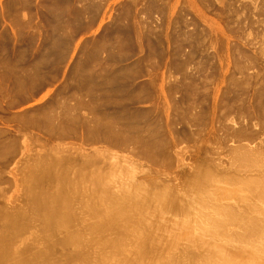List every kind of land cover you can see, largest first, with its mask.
<instances>
[{
  "label": "rangeland",
  "instance_id": "374dc122",
  "mask_svg": "<svg viewBox=\"0 0 264 264\" xmlns=\"http://www.w3.org/2000/svg\"><path fill=\"white\" fill-rule=\"evenodd\" d=\"M118 33L122 37L121 41L116 37ZM263 86L264 0H0V239H6V242L0 243V246L4 244L3 248L0 247L3 251L0 264H23L26 260L27 264H63L68 257L66 264H77L79 260L78 264L86 261L85 264H121L123 259H133L135 264H159L172 253L173 247L175 264H207L210 260L214 261L215 253L208 254L206 250L197 247L198 243L188 241L181 225L190 221L191 226H196L194 224L198 223L201 210L209 214V217L213 214L214 217H221L224 205L235 207L237 213L251 203L257 206V211L264 210V201L254 199L253 203L247 198L249 192L246 185L262 178L263 173L256 166H240L235 161L237 152H234L245 147L253 153L261 151V155H257L262 157L263 162ZM138 88H141L140 91ZM117 98L119 100H115ZM38 155L41 161L44 158H48V161L41 162ZM49 161L53 165L57 163L56 167L52 168ZM34 162L36 165L47 164L46 167L51 165V171H48L51 173L47 176L52 174L54 177L50 176L52 180L47 177L50 182L46 183L42 180L44 177H39L43 169L41 166L40 171L36 166L37 175L33 173L42 183L45 182L43 185L46 187L43 188L48 186L46 190H50L47 191L49 196H53L51 192L57 193L60 190L56 188L59 185L65 190L63 193H71L69 197V193L63 196L58 193L61 198L65 195L69 198V206L66 204L68 207L65 208L71 209L73 206L71 210L63 209V202L67 203L66 197L65 201H59L63 207L58 203L61 213L67 210L69 218L73 216V221L67 224L69 227L73 222V228L70 226L66 229L65 226L67 233L60 230L64 225L60 228L56 226L59 224L57 220L54 229L51 227L55 233L51 237L49 226L55 221L48 226L41 217L43 211L36 209L39 197L35 196L43 195L46 191L41 188L43 192L36 191L38 194H35L37 187L31 189L36 202L30 195L31 191H28L30 181L27 176L30 170L34 172L30 169ZM87 174L90 175L91 183H88ZM202 174H210L214 181L206 182L208 185L210 183L209 188L203 184L199 190H192L196 187L194 183L203 179ZM106 180L112 187L110 192H113L114 197L117 193V196H128L136 192L134 189L144 185L142 188L148 189V192L155 190L156 194H165L166 197L170 196L169 200L173 198L177 201L174 203L176 211L172 201L169 202L166 197L163 204V200L159 199L160 203L156 201L159 195L155 196V192L152 194L154 197L151 193L149 196L142 192L146 197L141 195L139 201L146 198L141 202L146 210L144 208L142 213L141 209L137 214L142 220L139 225L136 221L135 224L129 222L133 225H130L133 233L123 221L119 225L125 229V224L130 236L127 229L118 226L115 228L118 231L122 229L127 235L123 233L122 236L123 231L118 233L114 227L107 230L104 227L108 223L105 212L107 208L102 211L104 206L107 207L104 200L107 197L101 198L104 194H99ZM97 182H102L103 186L100 184L97 188ZM82 184H86L84 189ZM77 188L81 191L78 192ZM85 188L89 189L85 191L86 194L83 193ZM93 189H100V192ZM141 190L136 192L137 197ZM48 195L46 197L50 199ZM148 196L150 201H147ZM189 202L190 206L187 207L185 204ZM165 206L170 210L173 206L174 211ZM185 206L193 212L188 211L192 213L191 217L187 214L188 209H184ZM69 211L73 215L70 216ZM101 211L106 220L99 218ZM8 214L14 220L13 230L7 223L11 219L6 221ZM148 220H151L149 222L154 227L158 226L156 230L150 228L152 223L148 226ZM102 221L106 222L105 225ZM99 223L104 225V228L99 225L102 231L97 226ZM70 228L74 232L78 231V235L72 233ZM149 228L155 230L154 235L152 231L149 232ZM96 229H99L98 232ZM238 229L236 222L227 221L224 238L228 241L239 240L240 237L232 235ZM105 230L108 232L100 236ZM117 233L120 235L116 236ZM150 233L152 238L148 236ZM72 235L75 238L77 236L76 240L82 245L78 242V246L74 245V238H69ZM155 235L160 236L161 240H156ZM64 237L72 240L73 245ZM143 237L149 241L154 237L156 241H150L152 248L148 246L149 241L146 243L147 238ZM254 237L257 243L264 245V234ZM143 239L146 240L145 245H142ZM62 240L68 243L63 244ZM205 241L211 240L208 238ZM103 242L106 244H101ZM113 242H116V246ZM85 243L87 245L83 246ZM74 246L81 247L76 249ZM145 247H149V250ZM123 248L131 252L127 253ZM45 250L51 254H46ZM77 250L81 253H78L79 257L76 255L79 252ZM39 251L44 253L39 254ZM84 254L90 256L89 260L84 258ZM258 263L264 264L263 261Z\"/></svg>",
  "mask_w": 264,
  "mask_h": 264
},
{
  "label": "bare ground",
  "instance_id": "6f19581e",
  "mask_svg": "<svg viewBox=\"0 0 264 264\" xmlns=\"http://www.w3.org/2000/svg\"><path fill=\"white\" fill-rule=\"evenodd\" d=\"M252 22V21H251ZM252 24V23H251ZM237 27H239V26H237ZM240 29V28H239ZM129 30V29H128ZM241 30V29H240ZM121 32V31H120ZM129 32H130V30H129ZM136 33H138V32H136ZM143 33V32H142ZM120 33H118V35H119ZM127 34V33H126ZM135 34V33H134ZM118 35H116V37L118 38V39H120V41H121V39H122V37H121V35H119V37H121V38H119L118 37ZM150 35V34H149ZM129 36V35H128ZM151 37H152V35H151ZM130 38V37H129ZM139 38V37H138ZM145 38V37H144ZM133 39V38H132ZM150 39H152V38H150ZM117 40V39H116ZM119 41V40H118ZM120 41H119V43H120ZM125 41V40H124ZM127 41V40H126ZM137 41H138V39H137ZM117 42V41H116ZM140 42V41H139ZM118 43V44H119ZM147 43V42H146ZM148 45V44H147ZM153 45V44H152ZM158 49V48H157ZM162 49V48H161ZM151 50V49H150ZM148 51V50H147ZM153 51V50H152ZM159 51V50H158ZM241 51V50H240ZM151 54V53H150ZM243 54V53H242ZM181 55V54H180ZM156 56V55H155ZM163 56V55H162ZM246 58H247V56H246ZM244 59H245V57H244ZM177 61V60H176ZM248 61V60H247ZM148 62H149V59H148ZM151 62V61H150ZM186 62V61H185ZM247 63V62H246ZM140 64V63H139ZM149 64V63H148ZM152 64V63H151ZM243 64V63H242ZM142 65V64H141ZM178 65V64H177ZM151 66V65H150ZM237 66V65H236ZM243 66V65H242ZM238 67V66H237ZM240 69V68H239ZM248 69V68H247ZM137 70V69H136ZM147 70V69H146ZM145 70V71H146ZM241 70V69H240ZM139 72V71H138ZM240 72V71H239ZM242 72V71H241ZM120 73V72H119ZM134 73V72H133ZM233 74V73H232ZM122 75V74H121ZM129 75V74H128ZM134 75H135V73H134ZM243 75V74H242ZM246 75V74H245ZM125 77V76H124ZM128 77V76H127ZM134 77V76H133ZM231 78H232V75H231ZM116 79V78H115ZM128 79V78H127ZM234 79V78H233ZM238 84V83H237ZM240 84H242V83H240ZM239 84V85H240ZM248 84V83H247ZM134 85V84H133ZM133 85H132V87H133ZM151 86V85H150ZM131 87V88H132ZM264 87V86H263ZM88 88H89V86H88ZM92 88H94V86H92ZM92 88H91V90H92ZM128 88V87H127ZM137 88V87H136ZM238 88V87H237ZM109 89V88H108ZM139 89H141V88H138V90ZM235 89V88H234ZM238 89H240V87L238 88ZM90 90V91H91ZM137 90V89H136ZM95 91V90H94ZM140 91V90H139ZM232 91V90H231ZM237 91V90H236ZM240 91V90H239ZM261 92H263V91H261ZM139 93V92H138ZM237 95V94H236ZM240 95V94H239ZM257 95V94H256ZM109 96V95H108ZM138 96V95H137ZM245 96H246V94H245ZM249 96V95H248ZM247 96V97H248ZM263 96V95H262ZM257 97V96H256ZM258 97H259V95H258ZM110 98H114V97H110ZM136 98V97H135ZM109 100V99H108ZM112 100V99H111ZM111 100H109V101H111ZM115 100H119L118 98L117 99H115ZM130 100H131V98H130ZM108 101V102H109ZM124 101V100H123ZM246 101V100H245ZM256 101H257V99H256ZM113 102H115L114 100H113ZM258 102V101H257ZM260 102H262V101H260ZM105 104H106V102H104ZM110 103V102H109ZM248 103V102H247ZM118 104H119V102H118ZM241 104V103H240ZM259 106H262V105H260L259 103H257ZM107 105V104H106ZM253 105V104H252ZM264 105V104H263ZM109 106V105H108ZM114 106V105H113ZM255 106V105H254ZM257 106V105H256ZM251 107V106H250ZM264 107V106H263ZM262 108V107H261ZM258 109V108H257ZM258 110H261V109H258ZM244 111V110H243ZM245 112V111H244ZM249 112V111H248ZM264 112V111H263ZM262 112V113H263ZM259 114V113H258ZM264 120V119H263ZM264 123V122H263ZM108 124V123H107ZM221 124V123H220ZM106 127L108 126V125H105ZM246 126V125H245ZM247 129V128H246ZM109 130H110V128H109ZM112 130V129H111ZM247 131V130H246ZM112 132V131H111ZM242 132V131H241ZM113 136V135H112ZM116 136V135H115ZM238 137V136H237ZM114 138V137H113ZM128 139V138H127ZM132 139V138H131ZM125 141V140H124ZM132 141H134V139H132ZM136 142V141H135ZM141 143V142H140ZM136 144H137V142H136ZM149 145V144H148ZM144 146V145H143ZM245 146V145H244ZM243 145H242V147H244ZM239 147V146H238ZM241 147V146H240ZM234 148V147H233ZM232 148V149H233ZM235 148H237L236 146H235ZM246 148V147H245ZM245 148H242V149H238L237 151H234L235 153L237 152V156H235V161L237 162L238 161V163L240 164V166H248V168L249 167H255V168H258L262 173H263V177L262 178H259V179H257V180H252L250 183H248V184H246L247 185V191L249 192V196H247V198H250V200L252 201V200H254V199H256V200H259V201H264V158H263V162H261L262 161V157H260L259 155H261V151L260 152H256V153H253L252 151H250V150H247V149H245ZM147 149V148H146ZM248 149H249V147H248ZM255 149H257V148H255ZM260 149V148H259ZM152 150H153V148H152ZM151 150V151H152ZM235 150V149H234ZM143 151H144V149H143ZM147 151V150H146ZM150 151V150H149ZM263 153H264V151H262ZM55 153V152H54ZM146 153V152H145ZM148 153V152H147ZM257 153L259 154V155H257ZM149 154H151V153H149ZM263 155V154H262ZM39 156V155H38ZM57 157H58V154H57ZM60 157V156H59ZM32 158V157H31ZM42 159V158H41ZM41 159H40V156L38 157V160H40L41 161ZM47 160H45V158L43 159L44 161H48V158H46ZM49 159H51V156L49 157ZM31 160V159H30ZM37 160V161H38ZM42 160V161H43ZM53 160V159H52ZM41 161V162H42ZM51 161V160H50ZM49 161V163H51ZM56 161H57V159H56ZM36 162V161H35ZM34 162V163H35ZM39 163V162H38ZM46 163H48V162H46ZM55 163V162H54ZM57 163H55V165H56ZM34 166V168H32L33 166ZM32 165H30V166H32V167H30V169H32L34 172H32L31 170H30V172L33 174V173H37L38 174V170L40 171L41 170V168H43L42 169V173L40 172L38 175H39V177L40 178H45V176H46V178L49 176H47V174H50V173H48V171H51V169H50V166L53 168V166L54 167H56L55 165H53V163H51V165L47 168L46 167V165L47 164H44L43 165V163H42V165H40V163H39V165H36V163L35 164H32ZM236 165H237V163H236ZM39 168H37V167ZM40 166H41V168H40ZM44 166V167H43ZM242 166V167H243ZM47 168V170H46V168ZM44 168H45V170H44ZM214 168V167H213ZM35 169H38V170H35ZM49 169V170H48ZM198 169H200V168H198ZM57 170V169H56ZM206 170V169H205ZM216 170V169H215ZM26 171V170H25ZM37 171V172H36ZM53 171V170H52ZM203 171V170H202ZM209 171V170H208ZM247 171V170H246ZM245 171V172H246ZM30 172H28V175L30 176V175H32ZM54 172H55V170H54ZM57 172V171H56ZM58 172H60V171H58ZM63 172H64V170H63ZM199 172V171H198ZM237 172V171H236ZM259 172V171H258ZM30 173V174H29ZM210 173H211V171H210ZM257 173V172H256ZM35 174H33L31 177H29V176H27L29 179V181H30V183H29V181H28V185L27 186H29V188H28V191H29V193H30V191H31V193H33L32 192V190L31 189H33V188H36L37 187V189L39 188V190L42 188V189H44L46 192H43V190L41 189L40 191L39 190H37V189H35V194H38V193H36V191L37 192H39V193H42L43 192V195H45V196H43L42 194H39V195H36L35 196V198L38 196L39 198H37V202L35 201L36 199L35 198H33L34 196L33 195H35L34 193L33 194H31L30 193V195H31V197L33 198V200L36 202V205H37V207H36V209L38 210V211H40V210H42L43 211V215L41 216L43 219H44V221L46 222V224H48V226H49V224L51 225V223L52 222H54L51 226H49L50 227V229H51V227H52V229H54L53 228V225L56 223V221L58 220L59 221V224H56V226H58L59 228H60V226L61 225H64V226H61V229L60 230H63V231H65V233H67V231L65 230V226L67 227L68 225L67 224H69V222L72 220L73 221V216L72 217H70V218H72V219H70L69 218V216H68V213H67V210H71L72 208H73V206H71L72 208L71 209H67V208H65L67 205H68V203H69V198H67V196L65 195L64 196V198L62 197L61 198V195L63 196L64 195V193L66 194L67 193V191L66 192H62V191H65V190H63L62 188H61V186L59 185V187H56V188H58V189H60L59 191H61V192H59V191H57V193L55 192H51V193H53L52 195L53 196H51V198L50 199H48L47 197H46V195H48V193H47V191H50V190H46V189H48V186H47V188L45 189V188H43V183L45 184V182L47 183V182H50V180H52L51 179V177L50 176H52V177H54L52 174L49 176V178H50V180H48L49 178H43L42 180L44 181L45 180V182H41L40 181V178H38L37 176H34ZM36 174V175H37ZM40 174H42L43 176H41ZM44 174H46V175H44ZM56 174V173H55ZM60 174H62V173H60ZM59 174V175H60ZM78 174V173H77ZM197 174V173H196ZM195 174V175H196ZM200 174V173H199ZM203 174H205V173H203ZM202 174V175H203ZM239 174V173H238ZM79 175V174H78ZM81 175V174H80ZM83 175V174H82ZM88 176V178L90 177V175L89 174H87ZM201 175V176H202ZM214 175V174H213ZM216 175H218V174H216ZM248 175V174H247ZM256 175V174H255ZM255 175H253V176H255ZM71 176V175H70ZM85 176V175H84ZM95 176V175H94ZM94 176H92V178L94 177ZM205 176V177H204ZM215 176V175H214ZM218 176H220V174L218 175ZM233 176V175H232ZM86 177V176H85ZM200 177V176H199ZM251 177H252V174H251ZM256 177H261V176H256ZM26 178V177H25ZM59 178V177H58ZM87 178V179H88ZM104 178V177H103ZM102 178V179H103ZM202 178V177H201ZM222 178V177H221ZM221 178H219V179H221ZM68 179V178H67ZM83 179V178H82ZM96 179V178H95ZM100 179V178H99ZM105 179V178H104ZM107 179V178H106ZM197 179H199V178H196V180ZM233 179V178H232ZM231 179V180H232ZM22 180V179H21ZM54 180H55V178H54ZM53 180V182H55ZM69 180V179H68ZM79 180V179H78ZM89 180V182L88 183H91V180H90V178L88 179ZM98 180V179H97ZM108 181L110 180V179H107ZM106 180V183L108 182ZM210 180L212 181H214V179H211V176H210V174L209 175H203V179L202 180H197L196 181V183H194V184H196V187L194 188V189H192V190H199L202 186H203V184H205L206 185V187H207V185H208V183H206V182H210ZM229 180V182H231L230 181V179H228ZM42 183V186H40L41 185V183ZM56 181L58 182V180L56 179ZM62 180L60 179V182H61ZM67 181V180H66ZM65 181V182H66ZM84 181V180H83ZM101 181V180H100ZM104 181V180H103ZM194 181V180H193ZM25 183H27L26 182V179H25V181H24ZM39 184H38V183ZM52 182V183H53ZM65 182H63V183H65ZM80 182V181H79ZM82 182V181H81ZM94 182V181H93ZM98 182H99V180H98ZM95 183V185L96 184H98V187L97 188H99V185L102 183V182H100V183ZM113 182V181H112ZM205 182V183H204ZM236 182V181H235ZM235 182H234V184H235ZM62 183V182H61ZM60 183V184H61ZM68 183V182H67ZM67 183H65V184H67ZM83 183V182H82ZM106 183H103V184H105L106 185ZM115 182H113V184H114ZM129 183V182H128ZM233 183V182H232ZM38 184V185H37ZM54 184V183H53ZM79 184V183H78ZM93 184V183H92ZM103 184H101V186H103ZM193 184V185H194ZM231 184V183H230ZM47 185V184H46ZM57 185H58V183H57ZM69 185H72V184H69ZM77 185V184H76ZM95 185L93 186V185H91L90 184V186L92 187H95ZM104 185V186H105ZM107 185H108V183H107ZM107 185L104 187H102V189H103V191H107V192H109L110 194V196L109 195H107L108 193L107 192H103L102 191V189H101V193H99L100 192V189L98 190V191H95L94 189V191L95 192H97V193H99V194H104L105 195V193H106V196H104V195H102L101 196V198H104V197H107V198H104V200L106 201V204H107V207L106 206H104L105 208H104V210H102L103 212L105 211V209L107 208V210L105 211L106 212V219H107V221L106 222H108L107 224L109 225V226H106L105 225V223H104V221H102V223H104V227H106L105 229H107L108 230V228L110 227H116V226H118L119 228L121 227L122 228V226H120V225H122L123 223H127V226L130 228L129 230L131 231L132 229H133V227H131V226H133V225H131V224H129V222H132V223H134L135 221H136V223L138 222V224L137 225H139V222H142V220H140V218L138 217V215H139V213H140V210L142 211V213H143V209L145 208L144 206L145 205H141V202L143 201H145L146 200V198H144L143 200L141 199V202L139 201L140 200V198H141V195L143 196V194L144 193H146L147 195L149 194V193H151V195L152 194H154V192H155V190L153 191V192H151V191H149L148 192V189L147 190H145V188H142V187H144V185L142 186V187H139V189H134V190H136V192H138V190H140V189H144V191H142L141 190V192L139 193V195L140 196H138L137 197V193L136 192H134V190H133V188H132V191L134 192V193H136V195L134 194V193H131V194H129V193H127V194H129V195H131V196H125L124 194H123V196L121 195V196H117V195H119L118 193L117 194H115V197H114V194H113V192L111 193L110 192V185H108L109 187H107ZM111 185H112V183H111ZM209 185H210V183H209ZM209 185H208V188H209ZM26 186V185H25ZM26 186V187H27ZM53 186H55V185H53ZM85 187H86V184L84 185ZM84 186H83V184H82V187H83V189H84ZM97 186V185H96ZM137 186V185H136ZM136 186H135V188H136ZM139 186H141L140 184H139ZM150 186V185H149ZM148 186V187H149ZM186 186V185H185ZM192 186V185H191ZM44 187H46V186H44ZM62 187H66V186H62ZM76 187V186H75ZM80 187H81V185H80ZM80 187H78V188H80ZM127 187H129V185H127ZM130 187H131V185H130ZM187 187V186H186ZM55 187H54V191H56L55 189H56ZM67 188V187H66ZM72 188V187H71ZM78 188H77V190H78ZM109 188V190H107ZM112 188V187H111ZM123 188V187H122ZM138 188V187H137ZM152 188V187H151ZM188 188V187H187ZM204 188V187H203ZM207 188V189H208ZM25 189V188H24ZM52 189V188H51ZM57 189V190H58ZM92 189V188H91ZM150 189V188H149ZM157 189V188H156ZM190 189V188H189ZM243 189H245V188H243ZM27 190V189H26ZM34 190V189H33ZM68 190V189H67ZM74 191H75V188L73 189ZM72 190V191H73ZM80 190V189H79ZM79 190H78V192H79ZM89 190V189H88ZM88 190H86V188H85V190H84V194H86V192L88 191ZM123 190V192L125 191V189H122ZM150 190H152V189H150ZM202 190H204V189H202ZM42 191V192H41ZM70 191V190H69ZM71 191V192H72ZM74 191H73V193H74ZM81 191V190H80ZM86 191V192H85ZM114 191V190H113ZM127 191H131V189L129 190V189H127ZM131 191V192H132ZM148 193H147V192ZM161 191V190H160ZM26 192V191H25ZM81 192V193H82ZM91 192H92V190H91ZM90 192V193H91ZM122 192V191H121ZM120 191H119V193H121ZM142 192H144V193H142ZM167 192V191H166ZM174 192V191H173ZM187 192V191H186ZM188 192H189V190H188ZM191 192V191H190ZM199 192V191H198ZM27 193V192H26ZM50 192H49V194H51ZM58 193H62L61 195L60 194H58ZM69 193V192H68ZM67 193V194H68ZM72 193V194H73ZM90 193H89V196H90ZM93 193V192H92ZM96 193V194H97ZM115 193V192H114ZM124 193H126V191L124 192ZM157 192H155V194H156ZM194 193H196V192H194ZM55 194H57L56 196H54ZM71 193H69L68 194V197H69V195H70ZM78 194H80V193H78ZM126 194V195H127ZM28 195V194H27ZM29 195V196H30ZM43 196V197H41V196ZM60 195V197H58V198H53V197H57V196H59ZM80 195H82V194H80ZM79 195V196H80ZM94 195V194H93ZM112 195H113V197H112ZM135 195V196H134ZM150 194H149V196H151ZM157 195H159V197H157V199H156V197L154 198V199H156V201L157 200H163L164 202H163V204L165 203V199L167 198L168 200H169V198H170V196L169 195H167V196H169V197H166L165 196V194L163 195V194H156L155 196H157ZM163 195V196H162ZM49 196V195H48ZM49 196V197H50ZM71 196V195H70ZM75 196H76V194H75ZM84 196V195H83ZM82 196V198L84 199L85 197H83ZM149 196L147 197L148 199H149ZM163 197V198H161V197ZM31 197H29V198H31ZM46 197V198H45ZM65 197H66V199H67V203H65L66 201H65ZM72 197H74V194H73V196ZM93 197V196H92ZM94 197H96V196H94ZM143 197H146L145 196V194H144V196ZM152 197H154V195H152ZM151 197V199H153ZM164 197H166L165 199H164ZM173 196H171V198H172ZM190 197V196H189ZM239 197V196H238ZM31 198V199H32ZM42 198V199H41ZM100 198V199H101ZM195 198H197V197H195ZM195 198H193V200L195 199ZM206 198V197H205ZM31 199H29V200H31ZM38 199H39V201H38ZM48 199V200H47ZM63 199V201H65V202H63L64 204H65V206L63 207L62 206V204L63 203H60L61 202V200ZM76 199H77V197H76ZM95 199V198H94ZM153 199V200H154ZM190 199V198H189ZM188 199V200H189ZM41 200V201H40ZM43 200V201H42ZM71 200V199H70ZM73 200V199H72ZM77 200H79V197H78V199ZM99 199H98V197H97V201H98ZM102 200V199H101ZM152 200V201H153ZM160 200H159V203H160ZM168 200H167V202H168ZM171 200V199H170ZM169 200V202H171L172 201V204H173V208H175V206H176V204H174V203H177V201H174L173 200V198H172V200L170 201ZM176 200V199H175ZM191 200V199H190ZM32 201V200H31ZM60 201V202H59ZM76 201V200H75ZM84 201H86L85 199H84ZM89 201V200H88ZM87 201V202H88ZM91 201V200H90ZM89 201V202H90ZM147 201H150V199L149 200H147ZM174 201V202H173ZM195 201H196V199H195ZM99 202V201H98ZM205 202H207V201H205ZM253 202V201H252ZM58 203H60L61 204V206L63 207V209H67L66 210V213H65V210H62V213L59 211L60 210V208H59V206L60 205H58ZM83 203V202H82ZM102 203V202H101ZM147 203V202H146ZM162 203V202H161ZM203 203H204V201H203ZM254 203V202H253ZM32 204H33V202H32ZM40 204V205H39ZM67 204V205H66ZM72 205H73V203H71ZM74 204H76V203H74ZM90 204V203H89ZM95 204V203H94ZM105 203H103V205H104ZM105 204V205H106ZM142 204H144V203H142ZM162 204V205H163ZM171 204V205H172ZM190 202L189 203H187V204H185V205H187V207H189L190 205ZM206 204V203H205ZM85 205V204H84ZM97 205H98V203H97ZM169 205V204H168ZM170 205V206H171ZM69 206V205H68ZM67 206V207H68ZM80 206H81V204H80ZM86 206V205H85ZM93 206H95V205H93ZM146 206H148V204L146 205ZM164 206V205H163ZM35 206H33V208H34ZM61 207V208H62ZM98 206H96V208H97ZM143 207V208H142ZM172 207H171V210L169 209V207L167 206H165V208H168V210H170V211H172L173 209H172ZM177 207V206H176ZM30 208V207H29ZM74 208H75V206H74ZM87 208V207H86ZM91 208H93L92 206H91ZM95 208V209H96ZM99 208V207H98ZM151 208V207H150ZM242 208H244V206L242 207ZM257 206L255 205V204H248L245 208H244V210L242 211V212H240V213H237V211H236V208L234 207L233 208V206H223V209H222V212H221V217H214V214L213 215H211L210 217H209V214H207V213H203L202 212V210H201V214H200V219H199V221H198V223L196 222L194 225H196V226H191V222L189 221V222H186L185 224H182L181 225V230L183 231V232H185L186 233V236H188V241H190V242H192V241H194V242H196V243H198V245H197V247L199 246V248L200 249H202V250H206L207 252H208V254H214L215 253V256H216V259L214 260V261H209V263L210 264H256V262H258V261H263L264 262V245H262V244H259V243H257L256 242V238L254 237V236H257V235H259V234H264V210H262V211H257ZM35 209V210H36ZM103 209V208H102ZM184 209H188V208H186V206H185V208ZM75 210H76V208H75ZM84 210V209H83ZM144 210H146V208L144 209ZM175 211H176V208L174 209ZM173 210V211H174ZM41 211V212H42ZM64 211V212H63ZM91 211V210H90ZM98 212L100 215H99V218H103L102 217V215H103V212ZM169 211V212H170ZM187 211V214L189 215L190 214V216L189 217H191V214L193 213L192 211H191V209H188V210H186ZM188 211H191L192 213H188ZM221 211V210H220ZM15 212V211H14ZM14 212H13V214H14ZM19 212V211H18ZM35 212V211H34ZM41 212H39L40 214H41ZM72 212V211H71ZM76 213H77V210L75 211ZM135 214H134V213ZM144 212H146V211H144ZM148 212V211H147ZM151 212V211H150ZM153 212V211H152ZM168 212V211H167ZM4 213V212H3ZM9 213V212H8ZM23 213V212H22ZM75 213V214H76ZM155 213H157V212H155ZM155 213L153 214V215H155ZM10 215H11V213H9ZM8 214V216H9V218H8V216H7V219H6V221L8 220V219H11L9 222H7L8 224H9V226L8 227H12L13 225H14V220H12V217H10V215ZM17 214V213H16ZM19 214V213H18ZM21 214V213H20ZM69 214H70V216L71 215H73L72 213H70V211H69ZM85 214V213H84ZM86 214H87V212H86ZM93 214H97V212L96 213H94L93 212ZM105 214V213H104ZM138 214V215H137ZM147 214H149V213H147ZM162 214V213H161ZM171 214H172V212H171ZM15 215V214H14ZM13 215V216H14ZM23 215V214H22ZM37 215H38V212H37ZM77 215V214H76ZM75 215V216H76ZM88 215V214H87ZM134 215H136V217L134 216ZM142 215V214H141ZM158 215V214H157ZM179 215V214H178ZM194 215V214H193ZM1 216H4V214L2 215V213H1ZM26 216V215H25ZM28 216V215H27ZM34 216H35V214H34ZM80 216V215H79ZM90 216H93V215H90ZM145 216V215H144ZM143 216V217H144ZM159 216V215H158ZM161 216H163V215H161ZM15 217V216H14ZM24 217V216H23ZM38 217V216H37ZM40 217V218H41ZM78 217V216H77ZM76 217V218H77ZM83 217H84V215H83ZM86 217V216H85ZM135 217V218H134ZM6 218V217H5ZM4 218V219H5ZM20 217H18V219H19ZM41 218V219H42ZM75 218V219H76ZM93 218H96L95 216L93 217ZM145 218V217H144ZM150 219V217H147V219ZM152 218V217H151ZM154 218V217H153ZM158 218V217H157ZM74 219V220H75ZM84 219V218H83ZM96 219H98V218H96ZM103 219H105V218H103ZM103 219H101V220H103ZM105 219V220H106ZM133 219H136V220H134L133 221ZM146 219V220H147ZM160 219V218H159ZM2 220H3V218H2ZM40 220V219H39ZM81 220H82V218H81ZM86 220H87V218H86ZM91 220V219H90ZM101 220H100V222H101ZM144 220V219H143ZM153 220V219H152ZM155 220H157L156 218H155ZM161 220V219H160ZM230 220H233L234 222H236V224L238 225V227H239V229H238V231L237 232H235V233H233L232 235L233 236H236V237H240L239 238V240H227V239H225L224 238V233H225V226H226V222L227 221H230ZM19 221H21V220H19ZM44 221H43V225L45 226L44 228H45V230H47L46 229V227H47V225L46 224H44ZM85 221V220H84ZM121 221H123V223L121 222ZM149 221H151V220H148V222ZM154 221V220H153ZM11 222H13V223H11ZM16 222V221H15ZM18 222V221H17ZM75 222H76V220H75ZM78 222H79V219H78ZM83 222V221H82ZM92 222V221H91ZM99 222V221H98ZM97 222V223H98ZM144 223L146 222L147 223V221H143ZM5 223V222H4ZM3 223V225H6V224H4ZM40 223H42V222H40ZM71 223H73V222H71ZM71 223H70V225H69V227L71 226ZM77 223V222H76ZM76 223H75V225H76ZM87 223V222H86ZM102 223H99V224H97V226L98 227H100L99 225H101ZM121 223V224H120ZM152 222H149L148 224V226L150 227V224H151ZM155 223L156 224H158L156 221H155ZM7 224V225H8ZM11 224V225H10ZM13 224V225H12ZM15 224H17V223H15ZM89 224V223H88ZM120 224V225H119ZM125 224H124V227H125V229L124 228H122L123 230H126V231H128V227L126 228V226H125ZM135 224V223H134ZM141 224H143V223H141ZM140 224V225H141ZM153 224V223H152ZM198 224V225H197ZM82 225V224H81ZM91 224H89V226H90ZM94 225V224H93ZM95 225H96V223H95ZM131 225V226H130ZM147 224H145V226H146ZM15 226V225H14ZM42 226V225H41ZM56 226H54L55 227V229H59L58 227H56ZM85 226H87V225H85ZM102 226V225H101ZM102 226V227H103ZM142 226V225H141ZM145 226L143 225V228L145 229ZM8 227H6V228H8ZM17 227V226H16ZM43 227V226H42ZM62 227H64V228H62ZM69 227H67L66 229H68ZM72 227V226H71ZM78 227V226H77ZM91 227H92V225H91ZM102 227H100L99 229H101L100 231H102V229L104 228H102ZM147 227V226H146ZM152 227H154V224L153 225H151V227L150 228H152ZM158 227V226H157ZM156 225H155V230H156ZM15 228V227H14ZM73 228V227H72ZM72 228H70V229H72ZM83 228V227H82ZM85 228V227H84ZM90 228V227H89ZM94 228V227H93ZM96 228V227H95ZM137 228V227H136ZM141 228V227H140ZM142 228V229H143ZM150 228H149V230H150ZM3 229H4V227H3ZM11 229V228H10ZM9 228H8V230H10ZM52 229L50 230L51 231V235H50V231H49V229H48V232L47 233H49V235L52 237L53 235L52 234H55V233H53L52 232ZM69 229V230H70ZM99 229H96L97 230V232H98V230ZM117 228H115L114 230H116ZM122 229H119V231H118V229H117V231H118V233H120V231L122 230ZM143 229V230H144ZM148 229V228H147ZM11 230H13V227H12V229ZM15 230V229H14ZM41 230V229H40ZM68 230V231H69ZM74 229H72L71 230V232L72 233H75V235H78L77 233H78V231H73ZM76 230H78V229H76ZM81 230V229H80ZM86 230V229H85ZM84 230V231H85ZM94 230V229H93ZM110 230V229H109ZM122 230V231H123ZM137 230H138V228L136 229V233H137ZM143 230H141V231H143ZM155 230L153 229V231L152 230H150L149 232H151L152 231V234L154 235V233H155ZM3 231H5V230H3ZM53 231H55V230H53ZM57 231V230H56ZM55 231V232H56ZM87 231H89V230H87ZM117 231H115V233L117 232ZM121 231V232H122ZM140 230L138 231V232H141ZM148 231V230H147ZM37 232V231H36ZM36 232H34V233H36ZM42 232V231H41ZM59 232V231H58ZM70 232V231H69ZM70 232V233H71ZM77 232V233H76ZM95 232V231H94ZM104 232H108V231H103V232H101V235L100 236H102V234L104 233ZM129 232V231H128ZM127 232V234H128V236H130L129 234H130V232L128 233ZM144 233L146 232V231H143ZM154 232V233H153ZM159 232V231H158ZM157 232V233H158ZM0 233H2V232H0ZM40 233V232H39ZM39 233H38V235H39ZM60 233H61V231H60ZM87 233V232H86ZM93 233V232H92ZM116 234V236H118V235H120V234ZM123 233H125V231H123L122 233H121V235L123 236ZM131 233H133L132 231H131ZM147 234H148V232H146ZM4 234V233H3ZM14 234V233H13ZM43 234V233H42ZM111 234H114V233H111ZM110 234V235H111ZM126 233H125V235H127ZM2 235V234H1ZM37 235V234H36ZM62 235V234H61ZM66 235V234H65ZM84 235V234H83ZM82 235V236H83ZM86 235V234H85ZM89 236L91 235V233L90 234H88ZM108 235V234H107ZM110 235H109V237H110ZM137 235H138V233H137ZM150 235H151V233L148 235L149 237H150ZM160 235V234H159ZM42 236V235H41ZM63 236H64V234H63ZM68 235H66V237H67ZM82 236L80 237V241H82L81 239H82ZM104 236V235H103ZM115 236V235H114ZM143 236V235H142ZM157 235H155L154 237H156ZM161 237H162V235H160ZM160 236H158V237H160ZM2 237V236H1ZM5 237V236H4ZM39 237V236H38ZM56 237V236H55ZM54 237V238H55ZM60 237H62V236H60ZM66 237H64L63 239L64 240H68V241H70L71 243H72V240H70V239H73V240H75L76 241V243L74 244V245H77L78 246V243L80 244V245H82L80 242H78L77 240H78V238H77V236H76V238H77V240H76V238H75V236L73 237V235H72V238L71 237H69L70 239H68V238H66ZM84 237V236H83ZM92 238H93V234H92V236H91ZM113 237V236H112ZM154 237H153V240L152 239H150V241H156L157 239L159 240H161V237L160 238H158V237H156V240L154 239ZM164 237V236H163ZM6 238V237H5ZM41 238H43V237H41ZM47 238H48V235H47ZM46 238V239H47ZM89 238V237H88ZM94 238H95V236H94ZM106 237H104V239H105ZM114 238V237H113ZM123 238V237H122ZM121 238V239H122ZM143 238H147V237H143ZM150 238H152V237H150ZM209 238V240H211V241H205L206 239H208ZM39 239V238H38ZM45 239V238H44ZM62 239V238H61ZM86 239V238H85ZM98 239V238H97ZM110 239H112V238H110ZM109 239V240H110ZM116 239V238H115ZM114 239V240H115ZM128 239V238H127ZM6 240V239H5ZM5 240H1L0 239V243H2V241H5ZM42 240V239H41ZM48 240H49V238H48ZM60 240V239H59ZM91 240V239H90ZM144 240V239H143ZM34 241H35V239H34ZM61 241V240H60ZM75 241H73V242H75ZM102 241V240H101ZM128 241V240H127ZM145 241L146 240H144V242H143V244L142 245H145L144 243H145ZM149 241V239L147 238V241H146V243ZM149 241V242H150ZM6 242V241H5ZM4 242V243H5ZM33 242V241H32ZM49 242H50V240H49ZM58 242V241H57ZM62 242H63V244H65V243H68L67 241H63L62 240ZM65 242V243H64ZM78 242V243H77ZM104 242H106V241H104ZM104 242L103 243H101V244H103V245H105L104 244ZM117 242V241H116ZM116 242H113V244L115 243V246H116ZM120 242V241H119ZM135 242V241H134ZM54 243V242H53ZM71 243H69L68 245H70ZM96 243V242H95ZM127 243V242H126ZM125 243V244H126ZM179 242H177L176 244H178ZM7 244V243H6ZM55 244H57V243H55ZM62 244V245H63ZM92 244H94V241L92 242ZM100 244V243H99ZM128 244V243H127ZM126 244V245H127ZM137 244V243H136ZM135 244V245H136ZM140 244V245H141ZM148 244V243H147ZM175 244V245H176ZM4 245V244H3ZM3 245L2 246H0V247H2L3 248ZM10 244H8V246H9ZM67 245V246H68ZM72 245H73V243H72ZM85 245H87L86 243L83 245V246H85ZM123 245V244H122ZM125 245V246H126ZM133 244H131V246H132ZM149 245H151V242H150V244H148V246ZM174 245V246H175ZM8 246H6V247H8ZM42 246V245H41ZM50 246V245H49ZM65 246V245H64ZM71 246V245H70ZM82 246V247H83ZM95 246V245H94ZM114 246V247H115ZM63 247V246H62ZM66 247V246H65ZM76 249H78V248H80V247H76V246H74ZM101 247V246H100ZM114 247H112V249L114 248ZM139 247V249H142V247H140V246H138ZM2 248H0V255H1V249ZM74 248V249H75ZM89 248H91V247H89ZM97 248V247H96ZM116 248V247H115ZM145 248H147V247H145ZM144 248V249H145ZM150 248H152V245L150 246ZM83 249V248H82ZM101 249V248H100ZM108 249V248H107ZM124 249V248H123ZM4 250V249H3ZM7 250V249H6ZM9 250H11V248L9 247ZM14 250V249H13ZM39 250V249H38ZM43 250V249H42ZM52 250L53 249H51L50 251H51V253H52ZM84 250V249H83ZM99 250V249H98ZM124 250H126L127 251V253H129V252H131V250H127V249H124ZM124 250H122V252L124 251ZM147 250H149V247L147 248ZM172 250V253H170L169 254V256H167L166 257V259L164 260V262H161V263H159V264H175L174 263V255H175V253H173V251H174V247L171 249ZM180 250V249H179ZM16 250H14V252H15ZM49 251V250H48ZM48 251H47V253H46V250H45V253L46 254H51V253H48ZM73 251V250H72ZM75 251V250H74ZM77 251H79V252H76V255H78V253H80V250H77ZM89 251V250H88ZM96 251V250H95ZM108 251V250H107ZM129 251V252H128ZM140 251V250H139ZM151 251H153V249H151ZM198 251H199V249H198ZM3 252V251H2ZM7 252V251H6ZM5 252V253H6ZM20 252V251H19ZM22 252V251H21ZM71 252V251H70ZM69 252V253H70ZM156 252V251H155ZM4 253V254H5ZM9 253H10V251H9ZM12 253V252H11ZM10 253V254H11ZM40 253H44V252H40L39 251V254ZM68 253V254H69ZM88 253V252H87ZM86 253V254H87ZM97 253V252H96ZM95 253V254H96ZM104 253V252H103ZM140 253V252H139ZM8 254V253H7ZM16 254V253H15ZM19 254V253H18ZM74 254H75V252H74ZM73 253L71 254V255H74ZM81 254V253H80ZM98 254V253H97ZM100 254V253H99ZM138 254V253H137ZM17 255V254H16ZM20 255V254H19ZM19 255H17V256H19ZM48 255V256H49ZM65 255V254H64ZM67 255V254H66ZM70 255V254H69ZM70 255V256H71ZM90 255V254H89ZM94 255V254H93ZM134 255V254H133ZM135 255H136V253H135ZM152 255H154V254H152ZM199 255H201L200 254V252H199ZM255 255V256H254ZM2 256V255H1ZM15 256V255H14ZM13 256V257H14ZM20 256H22L23 257V255L21 254ZM19 256V257H20ZM82 256V255H81ZM80 256V257H81ZM84 256H85V254H84ZM83 256V257H84ZM95 256V255H94ZM93 256V258H95ZM99 256V255H98ZM97 256V257H98ZM104 256V255H103ZM117 256V255H116ZM149 256V255H148ZM3 257V256H2ZM12 257V258H13ZM41 257H42V255H41ZM45 257H47V255L45 256ZM65 257V256H64ZM74 257V256H73ZM78 257H79V255H78ZM82 257V258H83ZM88 257H90V256H88ZM87 256H85L84 258L86 259H88L89 260V258H88ZM138 257V256H137ZM256 257V258H255ZM44 258V257H43ZM50 258V257H49ZM52 258V257H51ZM69 258V257H68ZM67 258V259H68ZM84 258H83V260H84ZM92 258V257H91ZM99 258V257H98ZM135 258H136V256H135ZM145 258H146V256H145ZM145 258H143V259H145ZM234 258V259H233ZM0 259H1V257H0ZM41 259V258H40ZM45 259V258H44ZM43 259V260H44ZM52 259H54V257L52 258ZM55 259H57V258H55ZM64 259V258H63ZM67 259H65V261L67 260ZM70 259H72V258H70ZM86 259V260H87ZM97 259V258H96ZM110 259H111V256H110ZM136 259H138V258H136ZM3 260V259H2ZM5 260V259H4ZM42 260V261H43ZM62 260V259H61ZM94 260V259H93ZM98 260V259H97ZM102 260V259H101ZM105 260V259H104ZM108 260V259H107ZM146 261L148 260V259H145ZM258 260V261H257ZM25 261V260H24ZM29 261V260H28ZM40 261V260H39ZM55 261L56 260H54V262L53 263H55ZM65 261H64V263L63 264H66L65 263ZM80 261V260H79ZM79 261L77 262V264L79 263ZM110 260H108V262H109ZM116 261V260H115ZM133 261V262H132ZM140 261V260H139ZM9 262V261H8ZM27 262V260L24 262L25 264H27L26 263ZM30 262H32V261H30ZM56 262H58V259H57V261ZM60 262V261H59ZM62 262H63V260H62ZM71 262V261H70ZM75 262H76V260H75ZM81 262H83V261H81ZM80 262V263H81ZM87 262V261H86ZM85 262V263H86ZM89 262V261H88ZM105 262V261H104ZM112 262H114V261H112ZM10 263V262H9ZM15 264H16V262H14ZM19 263H20V261H19ZM22 263V262H21ZM20 263V264H21ZM23 263V264H24ZM47 263H49V262H47ZM51 263V262H50ZM67 263H68V261H67ZM84 263V264H85ZM94 263V262H93ZM96 263V262H95ZM97 263H98V261H97ZM100 263H102L103 264V262H100ZM135 264L134 263V260L133 259H129V260H127V259H123L122 260V262H121V264ZM144 263V262H143ZM209 263H207V264H209ZM12 264V263H11ZM30 264V263H29ZM33 264H34V262H33ZM37 264V263H36ZM60 264V263H59ZM70 264V263H69ZM76 264V263H75ZM88 264H91V263H88ZM110 264H111V262H110ZM113 264V263H112ZM116 264V263H115ZM181 264V263H180ZM259 264V263H258Z\"/></svg>",
  "mask_w": 264,
  "mask_h": 264
}]
</instances>
